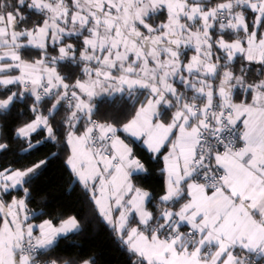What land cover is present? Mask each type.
Returning <instances> with one entry per match:
<instances>
[{
	"label": "snow or ice",
	"instance_id": "1",
	"mask_svg": "<svg viewBox=\"0 0 264 264\" xmlns=\"http://www.w3.org/2000/svg\"><path fill=\"white\" fill-rule=\"evenodd\" d=\"M30 14L42 19L28 26ZM159 17L164 21L153 23ZM73 37L79 47L67 42ZM50 43L58 46V56L50 57ZM30 49L38 50L39 58H26L33 56ZM186 49L193 52L190 58ZM62 60L82 63L87 79L65 83L54 66ZM253 64L264 76V0L0 3V90L5 92L0 110H9L25 94L34 97L33 112L46 98L54 101L50 113L62 102H75L69 103L74 110L67 118L72 129L67 164L134 257L132 264L264 259V79L249 82ZM13 85L23 90L12 91ZM138 90L148 98L121 128L93 119L96 98L116 103L115 94ZM234 95L243 99L234 102ZM82 117L87 121L78 135ZM41 127L55 138L42 114L17 135L27 138ZM118 131L142 142L152 154L149 160H162L167 179L158 200L133 183L149 169ZM6 147L0 143V150ZM46 163L0 170V264H36L38 251L80 227L75 217L58 226L50 219L30 222L24 185ZM12 190L24 196L7 202L4 196ZM153 201L155 211L148 207Z\"/></svg>",
	"mask_w": 264,
	"mask_h": 264
},
{
	"label": "trees",
	"instance_id": "2",
	"mask_svg": "<svg viewBox=\"0 0 264 264\" xmlns=\"http://www.w3.org/2000/svg\"><path fill=\"white\" fill-rule=\"evenodd\" d=\"M0 3H15V0H0ZM41 19L42 17L30 14L28 26L34 22H39ZM164 19L165 17H159L153 23H161ZM70 40L78 47L80 46V42L76 41L75 37ZM29 51L33 53V56H26V58H39L35 56L38 50L30 49ZM186 52L189 58L193 54L191 50ZM49 55L50 57L58 56V46L49 44ZM54 66L60 75L66 78L65 83L70 85L75 84L77 79L84 80L87 78L82 72V63L77 65L62 60ZM248 67L250 69L249 82L264 79V76H259L256 71L260 69V65L253 64L248 65ZM238 69L239 65H236L237 74ZM213 83L215 86L218 84V80L213 81ZM10 88L12 91L23 90L22 86L18 85L10 86ZM191 94V92L188 93L189 96ZM4 95L5 92L0 90V98H3ZM115 97L116 103H111L112 98L110 97L97 99V109L94 110L93 119L99 120L101 123H113L121 128L134 116L140 105L146 101L148 94L144 90H138L131 96L125 92L115 95ZM241 99H243L242 96H233L234 102L239 103ZM214 100H218V98ZM33 102L34 97L25 94L9 110H0V143L7 145L5 149L0 151V170H26L39 161L46 160V165L39 171L35 179L24 185L29 189V198L26 203L29 215L32 217L30 221L39 224L50 219L58 225L63 219L75 217L80 225L75 232H71L66 237H60L51 249L42 250L41 254L36 256V264H50L51 260H56L57 264H80L82 260H94L95 264H132L134 257L126 250V246L121 244L116 233L100 216L90 191L86 190L76 180L67 164L71 153L67 137L69 131L72 130L69 128L67 118L74 109L70 108L65 101L62 102L56 112L50 113L49 109L54 101L50 102L45 99L37 106L38 111L33 112L31 111ZM72 103L75 102L72 101ZM38 114L49 118V125L53 129L55 138H49L44 129L38 130L30 139L18 136L17 130L33 122ZM86 121V117H82L76 123L75 131L78 135L83 133ZM125 140L149 169L147 176L144 174L134 176L133 183L149 191L158 200L165 188V175L160 171L163 167L162 160H149L152 154L141 143L132 139ZM29 142L35 147L29 148ZM23 196V191L18 190L5 195L4 199L10 202L13 197L22 198ZM155 202L153 201L152 205H148L149 210L155 211L153 207Z\"/></svg>",
	"mask_w": 264,
	"mask_h": 264
},
{
	"label": "crops",
	"instance_id": "3",
	"mask_svg": "<svg viewBox=\"0 0 264 264\" xmlns=\"http://www.w3.org/2000/svg\"><path fill=\"white\" fill-rule=\"evenodd\" d=\"M17 74H18V72H17ZM118 94H119V93H117V94H115V95H118ZM40 129H44V130L47 132V130H46L45 128H43V127L38 128L37 131L40 130ZM37 131L32 132L31 135H30L29 137H27V138H26V137H23V138L30 139V137H31L34 133H36ZM47 133H48V132H47ZM117 135H119L121 139H124V140H125V139H132V140H134V141L139 142V143L142 144V142L135 140V138L130 137L127 133H124V132H122V131H118ZM125 142H126V140H125ZM126 143H127V142H126ZM142 145H143V144H142ZM129 146H130V145H129ZM143 146H144V145H143ZM130 147H131V146H130ZM144 147H145V146H144ZM145 148H146V147H145ZM0 151H1V150H0ZM70 151H71V146H70ZM70 156H71V153H70ZM70 169H71V168H70ZM73 174H74V173H73ZM74 176H75V175H74ZM75 178H76V180H78L76 176H75ZM166 179H167V178H166V175H165V185H166ZM16 191H18V190H12L11 192H16ZM90 193H91V191H90ZM91 195H92V193H91ZM115 215H118V213H114V216H115ZM29 217H30V220H31L32 217H31L30 215H29ZM30 222H31V221H30ZM31 223H33V222H31ZM33 224H34V225H39L40 223H39V224L33 223ZM55 225H56V224H55ZM58 225H59V224H58ZM58 225H57V226H58ZM75 231H76V230H75ZM75 231H73V232H75ZM34 234L38 235V234H39V233H38V230H37ZM69 234H70V233H69ZM59 238H60V237H59ZM59 238H58V239H59ZM259 264H261V263L259 262Z\"/></svg>",
	"mask_w": 264,
	"mask_h": 264
},
{
	"label": "built area",
	"instance_id": "4",
	"mask_svg": "<svg viewBox=\"0 0 264 264\" xmlns=\"http://www.w3.org/2000/svg\"><path fill=\"white\" fill-rule=\"evenodd\" d=\"M46 99H47V98H46ZM43 101H44V100H43ZM216 102H218V100H214V103H216ZM69 103H72V101H67V104H69ZM94 120H96V119H94ZM96 121L100 122L99 120H96ZM100 123H101V122H100ZM41 252H42V250L38 251V253H37L36 256L40 255ZM260 263H261V264H264V259L260 260Z\"/></svg>",
	"mask_w": 264,
	"mask_h": 264
},
{
	"label": "rangeland",
	"instance_id": "5",
	"mask_svg": "<svg viewBox=\"0 0 264 264\" xmlns=\"http://www.w3.org/2000/svg\"><path fill=\"white\" fill-rule=\"evenodd\" d=\"M216 2H219V0H214V2L213 3H216ZM67 42H72L70 39H67ZM73 43V42H72ZM51 44V43H50ZM52 45V44H51ZM185 51H187V49L185 50ZM87 79V78H86ZM178 88H179V90L181 89L179 86H178ZM79 91V90H78ZM119 95V94H118ZM103 97H107V96H102V97H98V98H96V100L97 99H101V98H103ZM82 115V114H81ZM86 120H87V118H86ZM38 171H40V170H38Z\"/></svg>",
	"mask_w": 264,
	"mask_h": 264
}]
</instances>
